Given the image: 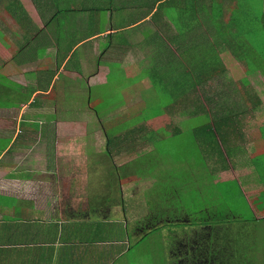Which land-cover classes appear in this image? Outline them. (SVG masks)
I'll use <instances>...</instances> for the list:
<instances>
[{
    "label": "crops",
    "instance_id": "obj_1",
    "mask_svg": "<svg viewBox=\"0 0 264 264\" xmlns=\"http://www.w3.org/2000/svg\"><path fill=\"white\" fill-rule=\"evenodd\" d=\"M82 1L0 0V264H108L112 249L128 253L153 232L163 233L166 263L196 261L198 253L187 258L191 243L181 251L183 239L201 234L214 247V231L203 230L210 228L200 218L179 217L152 190L158 180L169 187V176L182 180L178 189L191 188L188 196L209 213L222 188L236 214L244 208L264 217V0L258 12L250 0H181L192 2L190 14L176 5L155 20L149 0L94 8ZM234 18L245 22L239 37ZM107 85L120 98L113 111L124 113H114L112 124L125 125L122 119L155 103L154 111L174 112L165 135L144 120L142 132L100 133L104 119L88 95ZM196 109H207V117L187 112ZM201 118L196 152L154 148ZM138 136L148 141L136 143ZM151 195L173 220L158 231L147 224ZM231 196L238 204L228 203Z\"/></svg>",
    "mask_w": 264,
    "mask_h": 264
},
{
    "label": "trees",
    "instance_id": "obj_2",
    "mask_svg": "<svg viewBox=\"0 0 264 264\" xmlns=\"http://www.w3.org/2000/svg\"><path fill=\"white\" fill-rule=\"evenodd\" d=\"M36 2V0H33ZM148 3L150 9L152 10L150 14V18L152 20L157 19V16L159 14V11L161 8L163 9H169L176 5H179L180 7H183L185 12L190 14L189 7L191 6V1H188L185 4L180 5L182 3L181 0H149ZM186 1V0H185ZM180 2V3H179ZM130 4V3H129ZM93 8V7H92ZM79 9L74 7V10ZM214 18H217L219 15V12H212ZM232 22L235 23V25L238 27L236 29V37H239V30H243L245 27V22L240 21V19H232ZM234 25V26H235ZM247 38L250 42V40H255V33L248 30L247 32ZM204 112L200 111L199 109L187 111L192 117L202 116L205 115L207 117V109L204 110ZM174 113V112H173ZM170 113V114H173ZM207 125L201 127V130H206ZM139 132H142L140 130ZM206 135V134H204ZM203 135V136H204ZM202 136V137H203ZM190 139H187L181 143L176 141L172 142H165L160 143L159 141H155L153 143L154 148L161 150V151H178L181 152L182 150L186 149L188 147V150L191 152H196L197 150V144L194 142L193 135H190ZM197 138V137H196ZM137 143V141H136ZM192 159L191 157H189ZM183 159H187V157L184 158H177V161ZM180 162V161H179ZM155 167L154 161H150V171H153ZM136 168H140L136 164ZM172 171V170H171ZM170 171V172H171ZM176 170L172 171V174L175 176ZM163 180V179H161ZM167 184L169 187L163 186V184L166 181H160L158 180L156 185L153 188V194H156L160 196V198L165 197L168 202L169 206L174 207V212H178L179 217H182L183 214H187L191 216L201 224H206L207 227L210 229H203V230H209L214 231L215 233V243L216 245L214 247H208L207 240L205 242L198 246L194 245L193 241L191 242V247L189 250H191L192 254L195 255L198 253L202 254L203 256H209V263L207 264H264V256H260V247L262 246V243H259L262 240V230L264 228L261 227V225H264V217L258 218L254 215L248 217L246 215H239V213H235L230 206L227 207L224 205L223 197L224 193L222 188L215 194V202H212L211 210L209 213H207L206 206L204 205H198L195 203L194 198L189 197L193 196L191 195V192L193 191L191 188H188V192L185 191V194L182 193L180 189H178V184L182 180H177L174 177H170L167 180ZM168 196V197H167ZM194 197V196H193ZM125 204V201H124ZM161 205V201L159 199H156L151 195L149 206L151 208L149 214L147 215V224L148 226H151L153 229L158 230V228L161 226V223L169 224L173 220L164 219L166 217L165 213H168V208L165 211L163 206ZM139 208L138 204L134 205V210H137ZM165 211V212H163ZM156 212V213H155ZM155 213V214H154ZM163 213V214H161ZM182 214V215H181ZM176 215H170V217H174ZM168 218H170L167 215ZM139 221V220H138ZM209 223V224H207ZM140 224V221L139 223ZM202 229V228H201ZM213 240V239H212ZM201 241V240H199ZM209 253V254H208ZM198 257V256H197ZM197 262L193 261L192 259H189V261L186 264H196Z\"/></svg>",
    "mask_w": 264,
    "mask_h": 264
},
{
    "label": "rangeland",
    "instance_id": "obj_3",
    "mask_svg": "<svg viewBox=\"0 0 264 264\" xmlns=\"http://www.w3.org/2000/svg\"><path fill=\"white\" fill-rule=\"evenodd\" d=\"M77 3V5L81 4V2H78V0H74V4ZM82 4H84L85 6L90 7H95V6H100V5H105V4H112V5H117L113 0H86V1H82ZM250 4V7L255 11L258 12L259 7L262 6V0H250L248 5ZM263 7V6H262ZM64 9V7H63ZM62 14H65V12L63 11ZM67 14V13H66ZM80 16V13H79ZM53 27H55V22H53ZM46 30H50V25L47 26V28H45ZM125 82H122V85H124ZM157 86H153L152 85V91H156ZM113 87L110 85L107 86H103V87H99V88H94L93 89V93L91 95H88V101L90 106L96 110L97 112H99V114L101 116H103L104 122H103V126H104V131H99L100 133H105L107 135H113V134H122L125 133L126 131H129V133H133L137 131L139 129V124L144 121H146L147 123L151 124L152 130L159 133L160 135H165V125H164V121L166 119H168V116L170 115V112L166 114V111H154V110H158L155 109L157 104L152 103V110L150 111H144V114H142V112H137L136 116L130 119H122L121 121H124L126 124L125 125H119V123L117 124V117H116V121H115V125L112 124V115L115 113L116 116L119 114V112L121 113V115L123 116L124 113L122 111H113L114 108H116L117 104L120 103V98L119 96H116L115 94H111L110 92H113ZM103 91V93L101 95H97L96 92H101ZM149 91V86H146V83H144V85H142L139 88V92L141 94H144V96H147V93ZM160 93V91H157ZM79 97V95H78ZM156 97V95L153 93V98ZM78 99V98H77ZM84 101L87 103V95L84 96ZM136 111H141L140 109H136ZM135 111V112H136ZM93 113V112H92ZM93 119L96 118V116L91 115ZM107 116H108V120H107ZM96 123V122H95ZM199 123H202V118L199 120L198 119V123L191 120H187L184 125H182L183 127V136H181L179 139H172V141H179V143L190 139V135L195 136L193 130L195 129L196 126H198ZM119 125V126H118ZM135 125V127H134ZM201 125V124H200ZM168 127H166V129L168 130ZM139 131V130H138ZM159 136V135H158ZM140 137V138H139ZM146 140L143 139V136H138L137 138V143H141L142 141H148V137H145ZM184 139V140H183ZM183 140V141H181ZM102 147H103V143L104 140L101 139L100 140ZM176 142V143H177ZM106 145V144H105ZM183 153H187V151L184 149ZM179 162V161H178ZM181 162V161H180ZM203 164V160L201 161ZM193 164H198L199 160H192ZM79 164V162H78ZM105 163H101L100 165H104ZM201 164V166H202ZM191 167V166H190ZM198 184H202V180L200 179ZM79 185L82 187L81 189V194L85 188V186L87 185V183L85 182L84 179H82L79 182ZM78 191H80V189H77ZM85 192V191H84ZM136 200L143 205L144 201L141 198V196L139 195L138 197H136ZM231 201V203H230ZM243 201V199H241L239 201V203H241ZM228 203L231 205H234V203H237L234 199L233 196L230 197V199H228ZM238 204V203H237ZM238 207H243V206H238ZM243 211L245 213L246 216L250 217L251 214L248 213L244 208ZM262 228H264V225H261ZM163 230V229H161ZM158 231V230H157ZM161 232H153L151 236L146 237V239H143V241H141L140 243H136L134 244V248L132 247L131 251L128 253H123L121 246L115 247V249L110 252V255L113 256L111 257L107 263L108 264H175L174 262L172 263H166L164 260L165 257L161 256V253H164L165 250H163V246H161V243H163L164 239L161 238ZM114 237H117L120 241L123 240V238H121L118 233L115 231ZM262 240H264V230H262ZM259 243H262V246L259 248L260 249V256L264 255V241H261ZM164 259V260H163Z\"/></svg>",
    "mask_w": 264,
    "mask_h": 264
},
{
    "label": "flooded vegetation",
    "instance_id": "obj_4",
    "mask_svg": "<svg viewBox=\"0 0 264 264\" xmlns=\"http://www.w3.org/2000/svg\"><path fill=\"white\" fill-rule=\"evenodd\" d=\"M198 236V237H197ZM195 237H197L196 239H194ZM193 239H194V241H195V243L196 244H194V245H198V246H200V245H202L203 243H204V241H203V235H201V234H195L194 235V237H192V238H184L183 239V242H184V244H183V249L181 250V251H183V250H188L186 247V243H185V241L187 242H189V243H191L192 241H193ZM199 240H201V241H199ZM193 241V242H194ZM186 246V247H185ZM199 256H201V258L199 257L198 259H196V261L195 262H197L196 264H207V263H209V261L207 262L206 261V259H205V256H203L202 254H200L199 253ZM264 256V255H263ZM262 256V257H263ZM189 260V259H188Z\"/></svg>",
    "mask_w": 264,
    "mask_h": 264
}]
</instances>
